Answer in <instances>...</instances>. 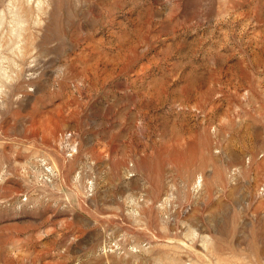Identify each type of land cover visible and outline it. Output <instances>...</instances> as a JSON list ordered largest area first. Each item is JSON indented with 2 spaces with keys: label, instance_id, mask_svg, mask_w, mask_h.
<instances>
[{
  "label": "rangeland",
  "instance_id": "374dc122",
  "mask_svg": "<svg viewBox=\"0 0 264 264\" xmlns=\"http://www.w3.org/2000/svg\"><path fill=\"white\" fill-rule=\"evenodd\" d=\"M0 264H264V0H0Z\"/></svg>",
  "mask_w": 264,
  "mask_h": 264
}]
</instances>
